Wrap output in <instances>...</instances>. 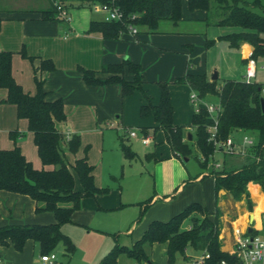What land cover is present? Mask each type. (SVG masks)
<instances>
[{
	"label": "crops",
	"instance_id": "crops-1",
	"mask_svg": "<svg viewBox=\"0 0 264 264\" xmlns=\"http://www.w3.org/2000/svg\"><path fill=\"white\" fill-rule=\"evenodd\" d=\"M56 2H60L67 10V19L60 21L43 18L44 12L54 10ZM206 16L207 13L203 10H189L187 1L182 0L181 18L176 23L171 20H161L155 31L138 25L136 33L124 32L118 39H109L104 38L98 31L89 30L92 21H105L96 4L79 6L78 0H0V52L11 53V75L24 92L35 94V79H37L41 82L46 101L59 98L63 101L66 115L65 134H77L81 142L76 153H66L67 159L72 163L75 159L86 156L88 163L93 166L94 185L101 189L104 182L101 172L96 169L98 165L101 166L105 159L111 158L114 160L118 158L123 164H131L135 159L127 161L119 147V139L129 136L130 130H137L136 137L129 136L132 139H140L147 133L152 140L158 134L157 136L170 150L165 156L147 153L145 156L147 161H155L157 164L165 161L179 166V161L189 160L174 154L163 131L157 128L158 124L152 114L145 117L139 114L140 106L147 103V99L152 105L158 104L160 88L157 82L168 83L173 107V123L182 126L185 138L190 139L193 132L191 120L195 113L194 104L190 105V92L193 90L188 84L173 83L174 79L191 73L204 74L209 81H212L214 72L217 73L218 84L227 79H242L252 46L241 42L238 47H231L228 42L220 40L221 36L237 32L239 28L216 25V16L212 15L208 20ZM206 41L213 43L206 47ZM124 59L139 65L143 80L142 91L146 93V98L136 91L123 96L121 86L117 83L87 85L79 70L81 67L95 71V77L103 80L110 73L102 72V67L121 63ZM43 60L51 62L53 68L41 67ZM121 75L127 81H131L133 77L127 68ZM258 75L261 79L256 81L263 83L264 71L257 69L256 77ZM6 97L7 89L0 88V150L11 149L17 145L33 167L40 169L42 164L33 141V133L28 130V122L25 118H18L15 104L6 102ZM212 101L214 99L210 97L203 99L204 103ZM186 116L190 117V122L185 120ZM130 121H136L139 126L135 129L128 128L125 125ZM107 128L123 132V135L117 136V147L106 143ZM239 133L240 136L237 135ZM244 134L247 133L238 130L233 136L237 142H240V137ZM124 142L126 143L125 140ZM87 144L91 146L88 155L82 151L83 146ZM223 150L213 154L206 168L198 164V169L194 170L193 175L189 172L186 176L179 173L177 177L171 179L169 187L160 191L161 196L157 197L155 202L159 199L161 202L170 203L171 196L181 193L186 197L185 200L177 201L176 206L173 205L168 209L167 216H150L143 220L129 218L125 231L121 232L129 234L130 241L124 238L119 240L116 235L111 234L115 232L103 231L101 224H94L93 228H90L87 224L89 222L80 218L81 213L86 211L91 214V220H94L99 210L104 212L111 209L121 202L120 199L115 200L114 204H108V195H102L100 192L91 197H83L82 209L76 210L71 215V221L60 227L75 245V251L71 256L76 253L77 247L80 249L86 230L95 229L101 235H97L99 237L93 248L87 251L86 245L84 246L80 261L83 264H98L116 244L131 246L142 236L151 221H166L189 203L206 201L203 197H187L184 193L188 190V186H197V183L209 177L214 187L212 171L238 168L245 161V153L228 155ZM262 157L264 158V149ZM213 162L218 163L219 166H213L211 164ZM43 168L50 169L52 166H43ZM73 175L74 190L82 191V186L80 189L76 188L77 176L75 173ZM247 192L250 204L247 203L244 195L235 200L226 190L221 189L217 194V205L221 211L219 232L221 250L229 254L234 241L232 227L238 225L241 228L251 227L252 230H256L260 223L261 212L264 211V190L257 184L248 183ZM147 200L142 202L145 207L151 203V200L148 203ZM35 208V200L28 195L0 190V227L15 224L45 225L56 222L53 212H37ZM213 211L214 208L208 213L211 214ZM251 218L252 223H250ZM183 224V228H190L188 220ZM77 227L82 229L79 238L74 236ZM166 248V243H153L149 250V264H167ZM189 250L186 251L187 256H190ZM40 254L38 243L28 239L21 251H16L11 244L0 247V264H40ZM72 257H69L68 261ZM57 261L58 264H63L58 256ZM187 263L180 260L176 264ZM116 264L138 263L127 255L120 254Z\"/></svg>",
	"mask_w": 264,
	"mask_h": 264
},
{
	"label": "trees",
	"instance_id": "trees-1",
	"mask_svg": "<svg viewBox=\"0 0 264 264\" xmlns=\"http://www.w3.org/2000/svg\"><path fill=\"white\" fill-rule=\"evenodd\" d=\"M79 6L93 5L104 0H78ZM182 0H118L117 4L124 12L125 23L116 21H92L90 31L100 32L104 38L118 39L121 33L127 32L126 22L146 26L155 31L161 20L177 22L181 18ZM189 10H203L206 19L212 15L217 17L216 25L237 27L239 31L220 37L231 47H238L241 42L252 46L251 57L257 62L264 61V15L256 11L261 8L260 0H186ZM134 18H131L132 15ZM43 18L63 21L57 10L46 11ZM213 41H206L209 47ZM41 67L52 69V63L43 60ZM127 68L132 80L127 81L121 75ZM83 80L87 85H105L117 83L121 86L123 96L134 90H142L140 67L124 59L121 63L103 66L101 71L110 75L101 80L95 77V71L83 69ZM36 93L24 92L11 75V53L0 52V88L7 89L6 102L15 104L18 118H25L28 130L33 133V141L37 149L42 168L33 167L15 145L11 149L0 150V190L28 195L36 202L35 210L51 211L55 223L52 224H15L0 227V247L11 244L16 251H21L28 239L40 246V252L48 253L57 245L64 247L65 253L71 256L75 245L60 227L71 221L72 213L80 206L83 197L94 196L102 192L93 182V166L86 156L69 162L66 153H76L80 147V136L67 135L64 131L66 115L63 101L44 99L45 92L41 82L35 79ZM173 83L188 84L202 99L214 97L220 106L217 120L216 139L225 141L234 132L241 130L254 137L253 143L245 150L244 163L233 169L212 171L214 178V211L208 213L205 206L198 202L189 203L183 210L166 221L153 220L142 236L131 246L115 245L98 264H116L117 257L125 254L138 264H149V250L153 243H166L167 264H176L178 259L185 260L186 251L194 249L209 255L202 264H219L225 260L228 264H239L236 257L221 250L219 239L221 211L217 205V194L223 189L236 199L245 196L250 204L247 184L254 183L264 190V111L261 107L262 83L253 80L227 79L221 84L217 80L209 81L204 74L187 73L174 79ZM160 88L159 102L140 106L139 114L145 117L152 114L165 135L167 143L174 154L182 159L197 149L202 161L196 160L202 168H206L209 157L214 154V144L209 140L207 126L213 123L206 110L201 109L192 115L191 138H185L182 126L173 123V107L171 105L168 83L157 82ZM14 138V136H12ZM119 147L127 161L135 158L136 153L130 145L119 139ZM228 155H235L229 153ZM195 155V154H194ZM196 156V155H195ZM52 166L45 169L43 166ZM79 179L82 191L74 190V175ZM150 199L146 202L148 203ZM188 220L190 228H182ZM252 230L249 232L253 234ZM192 259H188L190 262Z\"/></svg>",
	"mask_w": 264,
	"mask_h": 264
},
{
	"label": "rangeland",
	"instance_id": "rangeland-1",
	"mask_svg": "<svg viewBox=\"0 0 264 264\" xmlns=\"http://www.w3.org/2000/svg\"><path fill=\"white\" fill-rule=\"evenodd\" d=\"M260 1L263 7L257 8L256 11L264 15V0H260ZM100 12L102 13L103 18L107 14V12L102 10H100ZM258 79H261L259 75L254 80H258ZM134 91L140 93L144 98H146L145 97L146 93H144L142 90L137 89ZM192 92L193 91H191L190 94ZM148 96L151 97L149 94ZM209 97L214 99L213 96H209ZM212 102L215 103V101ZM190 105L193 104L191 103ZM189 119L190 117L186 116L185 120H188L190 122ZM125 126L131 129H135L136 127L139 126V124L136 121L134 122L130 121L126 123ZM107 129H108L106 130L107 137L105 138L106 143L108 142V144H113L116 145L117 147L116 144L117 136L123 135V132L119 130L116 131L113 128L110 129L107 128ZM146 135L148 134L145 133L142 136H146ZM157 135L158 134H156L152 138V140L146 145H143L140 139H132L128 135H126L127 137L123 136L122 139L125 140L126 143L130 145L131 149L137 154V156L131 162V164H127V163L123 164L121 161H119L118 158L116 160L111 158L110 160L105 159V161L102 163L101 166L98 165V167H96L97 171L101 172L104 182L101 187L102 192H100V194L108 195L107 196L109 200V202H107L108 204H114L115 203L114 201L115 200L118 201V199H120L121 202L104 212H102V210H99L98 215H95L96 217L94 220H91V214H89L86 211L82 212L80 218L89 222L87 224L90 228H93L94 224H99V225L101 224L103 226V231L115 232L111 234L116 235V237H118L119 240H123L124 238L125 240L130 241L131 238L130 235L121 232V231H125L124 228L125 226H127L126 224L127 222H129L128 221L129 218L133 217L136 220H143L150 216L165 217L167 216L168 209L172 208L177 201L186 199V197L183 196V194L181 193L179 195L171 196L172 201L170 203L161 202L159 201V199L157 200V202H155V199L161 196L159 194L160 191H163L167 187H169V182L173 177H177L179 173L181 175L186 176L188 175V172L189 174L192 173L193 175L194 170L198 169V163L196 160L202 161V158L199 155L197 149L193 146L194 153L186 157V159H189L188 161H184V160L179 161V166H175L172 163H168L165 161H163L160 164H157L155 161H147L145 159L147 153H155L156 156L158 155L165 156V154L170 151L168 150L164 142L160 139V137ZM237 135L240 136L241 134L239 133ZM248 135L253 137L252 134H248ZM184 140H186V138H184ZM90 149L91 146L87 144L83 146L82 151L86 155H88ZM207 165L209 166V161H207ZM186 179L187 178L185 177V180ZM75 182H76V188L80 189L81 185L78 177L76 178ZM187 189L188 190L184 193L187 194V197H203L206 199V201H201V202L199 201V202L206 207L207 212H211L213 210L214 187L211 178L205 177L201 182L197 183V186H188ZM145 199L151 200L149 206L145 207L143 205L142 202ZM234 199L238 200L236 198ZM183 208H181L180 210H183ZM79 209H82L81 201H80V206L77 210ZM183 226L184 224L182 225V228ZM77 229L78 230L75 232L76 234L74 236H76V238H79L80 236L79 234L81 233L80 230L82 229L80 227H77ZM97 235H101V233L96 231L95 229L89 231L86 230L85 236L81 241V247L80 249L77 247L76 253L73 255V257L63 252L64 250L61 244L57 245V247L54 250L57 253L59 259L63 262V264H83L80 261V258L84 250L83 248L85 245L87 251L90 248H93L95 243L97 242V238L99 237ZM188 253L190 256H187L184 261H188V259H193L196 256L202 254L201 251H197L194 249H190ZM69 257L72 258L71 260L68 261ZM180 260L181 259H178L177 262H179Z\"/></svg>",
	"mask_w": 264,
	"mask_h": 264
},
{
	"label": "built area",
	"instance_id": "built-area-1",
	"mask_svg": "<svg viewBox=\"0 0 264 264\" xmlns=\"http://www.w3.org/2000/svg\"><path fill=\"white\" fill-rule=\"evenodd\" d=\"M118 0H104L96 4L99 10L107 12L104 17L105 21H116L125 23L124 12L120 9L117 4ZM55 8L57 10V15L61 19H67V10L59 2L55 3ZM133 14L131 18H134ZM126 30L128 33H136L137 26L132 23L126 22ZM252 50L249 51L245 69L243 72L242 80L250 82L256 78L257 69L264 71V61L257 62L251 57ZM262 95H264V82L262 83ZM190 101L195 106V113H198L201 109L207 111V113L212 118L213 123L207 126V131L209 133V140L214 144V153L218 150H225L229 153L243 154L246 148L253 143L254 138L248 134H244L240 142H237L233 135L226 138L225 141H220L216 139L217 131V120L218 113L220 111V106L213 102H203V99L198 96V94L193 91L190 94ZM130 137H136V131L130 130ZM141 142L143 144H148L151 140L150 135L141 136ZM213 156L209 157L212 160ZM213 166H219L218 163H211ZM259 226L256 227L253 234H250L246 227L241 228L238 225L232 227L233 233V248L230 254L234 255L238 260L239 264H264V211L261 212L259 219ZM207 253H202L199 256L193 258L187 264H202L203 261L208 258ZM40 264H58L57 254L55 251H50L48 253H42L39 256ZM219 264H228L225 260H221Z\"/></svg>",
	"mask_w": 264,
	"mask_h": 264
},
{
	"label": "water",
	"instance_id": "water-1",
	"mask_svg": "<svg viewBox=\"0 0 264 264\" xmlns=\"http://www.w3.org/2000/svg\"><path fill=\"white\" fill-rule=\"evenodd\" d=\"M216 78H217V73L214 72V73H213V76L211 77V79H212V80H215ZM261 107H262V110L264 111V100H263V99H261ZM188 136H189V138H190V135H188ZM250 223H252V218H251V220H250ZM247 231H248V232H251V231H252V228H251V227H248Z\"/></svg>",
	"mask_w": 264,
	"mask_h": 264
}]
</instances>
